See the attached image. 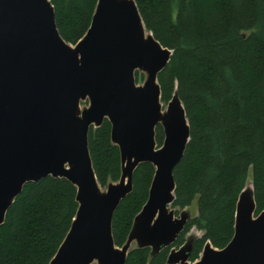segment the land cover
I'll return each mask as SVG.
<instances>
[{
    "label": "water",
    "instance_id": "water-1",
    "mask_svg": "<svg viewBox=\"0 0 264 264\" xmlns=\"http://www.w3.org/2000/svg\"><path fill=\"white\" fill-rule=\"evenodd\" d=\"M171 55L146 35L134 0H98L91 26L74 48L60 36L50 0H0V225L27 183L49 176L71 182L77 214L50 264H125L133 241L158 251L183 231L187 216L176 218L169 206L190 128L177 97L162 113L158 83ZM137 71L147 75L141 86ZM86 99L89 108L80 111ZM105 119L122 175L102 193L88 135ZM159 125L164 142L157 148ZM143 163L155 167L148 200L119 248L113 217ZM255 212L254 198L243 191L233 239L222 250L207 243L196 264H264V211ZM190 251L186 245L171 252L169 264H189Z\"/></svg>",
    "mask_w": 264,
    "mask_h": 264
},
{
    "label": "trees",
    "instance_id": "trees-1",
    "mask_svg": "<svg viewBox=\"0 0 264 264\" xmlns=\"http://www.w3.org/2000/svg\"><path fill=\"white\" fill-rule=\"evenodd\" d=\"M146 31L172 55L158 76L161 101L177 97L190 139L174 169L173 208L196 202L175 242L153 251L132 249L125 264H169L173 249L190 246L195 262L207 243L224 249L235 234L240 195L252 180L255 216L264 211V0H134ZM63 40L76 45L88 32L98 0H50ZM159 147L164 133L155 130ZM88 148L100 187L120 181L119 148L105 119L91 127ZM155 175L140 164L132 191L117 208L112 235L123 247L149 196ZM78 210L77 188L64 178L27 183L0 225V264H50ZM187 216V215H186ZM202 237L188 242L191 229Z\"/></svg>",
    "mask_w": 264,
    "mask_h": 264
},
{
    "label": "rangeland",
    "instance_id": "rangeland-1",
    "mask_svg": "<svg viewBox=\"0 0 264 264\" xmlns=\"http://www.w3.org/2000/svg\"><path fill=\"white\" fill-rule=\"evenodd\" d=\"M150 34H151L150 32L146 31V35H150ZM69 45H70V44H69ZM70 46H71L72 48L75 47V45H70ZM135 78H136V83H137V85L141 86V85H143L144 82L146 81V79H147V75H146V73H144V72H142V71H137V72L135 73ZM89 105H90V103H89V100H88V99H86V100H84V101H81V103H80V111H83V110L88 109V108H89ZM168 106H169V103H164V102L161 101V111H162L163 114L167 112V110H168ZM157 148H159L158 145H157ZM112 184H113V185H117V184H119V182H117V183H112ZM99 189H100V191H101L102 193H106V192H107V189H108V186L105 187V188L100 187ZM245 191L247 192V196H250L251 198L253 197V187H252V180H251V178H249V180H248V182H247V187H246ZM169 210H170V211H174V214H175V217H176V218H180V217H182V216H184V215H187V217H193V216H195V215L197 214V205H196V202H194L193 205H192L191 207L186 208V209H184V210H182V209H178V208H173V207L170 205V206H169ZM254 216H255V215H254ZM202 235H203V232H201V231H199V230L193 228V229H191V231L187 234V238H188V240H189V242H190V240L198 239V238L202 237ZM210 246H211V245H210ZM211 247H212V246H211ZM135 248H138V244H137L136 241H133V242L130 244V246H129L128 253H129L132 249H135ZM181 248H182V247H181ZM181 248H179V249H181ZM183 248H185V246H183ZM212 248L215 249L214 247H212ZM179 249H173L172 252H178ZM200 256H201V255H200ZM198 261H199V259L196 260L195 262H191V261H189V264H196ZM91 264H98V262H97V261H94V262L91 263Z\"/></svg>",
    "mask_w": 264,
    "mask_h": 264
},
{
    "label": "flooded vegetation",
    "instance_id": "flooded-vegetation-1",
    "mask_svg": "<svg viewBox=\"0 0 264 264\" xmlns=\"http://www.w3.org/2000/svg\"><path fill=\"white\" fill-rule=\"evenodd\" d=\"M188 242H189V240H188Z\"/></svg>",
    "mask_w": 264,
    "mask_h": 264
},
{
    "label": "bare ground",
    "instance_id": "bare-ground-1",
    "mask_svg": "<svg viewBox=\"0 0 264 264\" xmlns=\"http://www.w3.org/2000/svg\"><path fill=\"white\" fill-rule=\"evenodd\" d=\"M126 199V198H125Z\"/></svg>",
    "mask_w": 264,
    "mask_h": 264
}]
</instances>
